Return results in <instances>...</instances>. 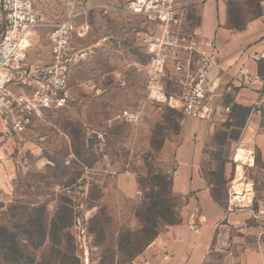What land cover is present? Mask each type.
Returning a JSON list of instances; mask_svg holds the SVG:
<instances>
[{
  "label": "rangeland",
  "instance_id": "obj_1",
  "mask_svg": "<svg viewBox=\"0 0 264 264\" xmlns=\"http://www.w3.org/2000/svg\"><path fill=\"white\" fill-rule=\"evenodd\" d=\"M135 1L34 0L39 24L27 50L35 58L47 62L49 32L67 10L88 31L74 41L82 57L69 72L67 105L43 111L21 134L0 124L7 180L0 189V264H146L147 247L177 224L179 201L160 174L157 153L183 114L177 102L154 101L146 88L149 57L141 40L157 26L129 12ZM262 1L234 2L233 24H241L242 13H259ZM164 90L177 100L180 92ZM212 152L207 173L217 196L231 189L233 209L251 211L206 254L204 264H222L245 249L264 251V186L262 175L235 164L226 146ZM237 171L243 196L234 199ZM127 173L138 184L133 197L117 188V176Z\"/></svg>",
  "mask_w": 264,
  "mask_h": 264
},
{
  "label": "crops",
  "instance_id": "obj_2",
  "mask_svg": "<svg viewBox=\"0 0 264 264\" xmlns=\"http://www.w3.org/2000/svg\"><path fill=\"white\" fill-rule=\"evenodd\" d=\"M175 1L180 31L213 40L216 66L208 76V114L201 119L183 115L176 135L164 140L157 153V161L164 165L160 174L179 201L178 222L147 247L142 256L146 264H204L206 254L220 242L229 225L250 215L249 206L233 209L231 189L225 190L222 199L217 196L216 184L207 173L213 149L226 146L232 155L252 152L257 160L252 156L244 165L262 175L264 186V1L259 13H242L240 25L232 21V5L239 0ZM36 56L29 49L25 60L45 64ZM241 67L248 70L249 77L240 75ZM172 76L169 68L162 83L177 94L181 87ZM226 107L229 112H224ZM224 168L229 175V167ZM5 177L0 171V189L6 187ZM241 180L237 171L233 184L238 196L234 199L243 196ZM116 184L127 197L139 193L129 173L119 174ZM260 195L264 197V191ZM222 264H264V251L245 249L233 258L224 257Z\"/></svg>",
  "mask_w": 264,
  "mask_h": 264
},
{
  "label": "built area",
  "instance_id": "obj_3",
  "mask_svg": "<svg viewBox=\"0 0 264 264\" xmlns=\"http://www.w3.org/2000/svg\"><path fill=\"white\" fill-rule=\"evenodd\" d=\"M178 8L175 0H136L129 12L157 26V31L141 40L149 57L145 85L152 99L177 102L184 116L201 119L208 114V76L216 66V45L213 40L181 32ZM77 15L73 8L67 10L63 21L49 32L47 63L34 65L25 60L39 24L34 0H0V124L5 131L21 134L43 111L67 105L69 72L82 57L74 41L88 31V25L79 23ZM169 68L181 87L177 100L167 98L162 83ZM239 73L249 77L245 67ZM224 112H229V107ZM252 156V152H240V158L234 156V163L246 164Z\"/></svg>",
  "mask_w": 264,
  "mask_h": 264
}]
</instances>
